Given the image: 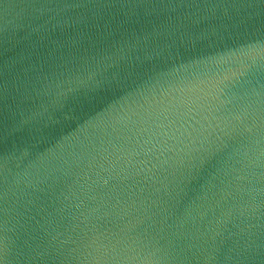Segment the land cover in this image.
Masks as SVG:
<instances>
[{
	"label": "water",
	"instance_id": "95a60500",
	"mask_svg": "<svg viewBox=\"0 0 264 264\" xmlns=\"http://www.w3.org/2000/svg\"><path fill=\"white\" fill-rule=\"evenodd\" d=\"M0 264H264V0H0Z\"/></svg>",
	"mask_w": 264,
	"mask_h": 264
}]
</instances>
